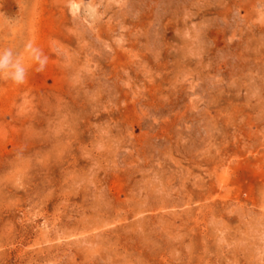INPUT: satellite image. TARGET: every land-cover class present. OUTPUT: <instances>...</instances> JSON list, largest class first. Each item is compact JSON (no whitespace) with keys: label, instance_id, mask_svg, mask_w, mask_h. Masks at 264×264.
Segmentation results:
<instances>
[{"label":"rangeland","instance_id":"obj_1","mask_svg":"<svg viewBox=\"0 0 264 264\" xmlns=\"http://www.w3.org/2000/svg\"><path fill=\"white\" fill-rule=\"evenodd\" d=\"M6 54L0 264H264V0H0Z\"/></svg>","mask_w":264,"mask_h":264},{"label":"clouds","instance_id":"obj_2","mask_svg":"<svg viewBox=\"0 0 264 264\" xmlns=\"http://www.w3.org/2000/svg\"><path fill=\"white\" fill-rule=\"evenodd\" d=\"M10 54H6L5 56V60L4 61H0V67H4L6 66V62H7V57L9 56ZM17 79L18 82H20L21 80V77L19 75H17V77H15Z\"/></svg>","mask_w":264,"mask_h":264}]
</instances>
